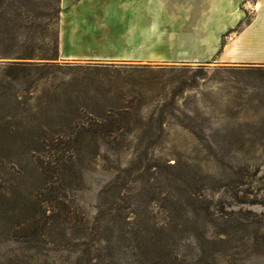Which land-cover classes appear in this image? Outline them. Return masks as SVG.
Listing matches in <instances>:
<instances>
[{"label":"rangeland","instance_id":"rangeland-1","mask_svg":"<svg viewBox=\"0 0 264 264\" xmlns=\"http://www.w3.org/2000/svg\"><path fill=\"white\" fill-rule=\"evenodd\" d=\"M260 1H244L243 21L252 24ZM45 2L20 0V34L23 42L36 35L40 46L53 48L57 21L28 27ZM250 25L224 35L222 52L239 36L252 39L255 59L264 50V31ZM14 62L28 61L0 58V264H76L80 258L74 240L81 229L68 241L57 229L45 243L28 242L19 230L24 201L45 187L41 163L65 177L70 205L91 226L103 189L139 160L143 167L161 166L136 174L130 185L149 193L144 203L159 224L177 227L170 250L177 264H264V91L241 71L264 63L59 58L42 78L14 83L4 79ZM108 64L148 67L141 75L145 89L118 114L121 130L76 139L69 126L76 116L91 124L95 89L99 82L110 86L87 67ZM158 189L169 200L157 201Z\"/></svg>","mask_w":264,"mask_h":264},{"label":"trees","instance_id":"trees-1","mask_svg":"<svg viewBox=\"0 0 264 264\" xmlns=\"http://www.w3.org/2000/svg\"><path fill=\"white\" fill-rule=\"evenodd\" d=\"M45 1V11L29 21V28L36 26L40 19H47L48 25L54 21L60 24V0ZM21 16L20 0H0V58L28 61L14 62L8 66L9 72L4 79L14 83L22 77H43L46 70L57 66L60 58V30L55 34L53 48L40 46L36 35L23 42L20 34L23 25L19 22ZM250 24L251 20H242L236 30ZM87 68L110 86L104 87L99 82L95 89L98 94L94 97L97 109L89 112L93 117L91 124L82 123L76 116L68 133L76 139H83L87 135L94 139L104 138L123 128L118 114L134 106L136 98L145 89L141 75L150 69L128 64ZM241 71L255 78L258 88L264 91V66H252ZM49 164L44 162L40 165L45 187L32 199L25 197L26 205L21 210L23 221L19 230L26 241L45 243L46 237H51L57 229L63 240L68 241L73 239L70 234L81 229L77 239H73L77 241L75 247L80 256L76 264H177V257L170 251L177 227H173L171 222L159 224L144 203L145 195L150 201L149 193L144 194L143 188L138 190L130 185L135 181L136 174L145 175L151 168L161 170L160 165L143 167V162L139 160L131 168L120 171L114 181L103 189L97 215L92 225L88 226L67 199L63 189L65 177L57 170H49ZM168 195L161 189L154 192L157 201L169 200Z\"/></svg>","mask_w":264,"mask_h":264},{"label":"crops","instance_id":"crops-1","mask_svg":"<svg viewBox=\"0 0 264 264\" xmlns=\"http://www.w3.org/2000/svg\"><path fill=\"white\" fill-rule=\"evenodd\" d=\"M245 0H60V58L163 64L264 63L252 39L223 37L244 19ZM264 31V0L250 26Z\"/></svg>","mask_w":264,"mask_h":264}]
</instances>
